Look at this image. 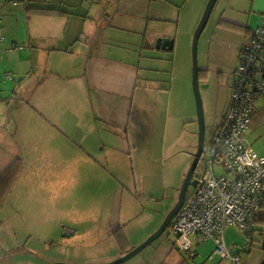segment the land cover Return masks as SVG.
Segmentation results:
<instances>
[{"label":"rangeland","instance_id":"obj_1","mask_svg":"<svg viewBox=\"0 0 264 264\" xmlns=\"http://www.w3.org/2000/svg\"><path fill=\"white\" fill-rule=\"evenodd\" d=\"M91 1L86 2L90 5ZM108 1L98 2L105 8ZM208 1L114 0L117 7L120 3L123 12L111 11L116 15L113 24L117 28L106 27L103 55L115 59L114 62V53L123 61L129 57L126 63L137 65L139 61L143 67L142 70L130 67L131 73L137 70L139 84L136 101L124 123L115 120L111 114L114 110L97 107L99 102L92 96L98 91L81 94L84 91L79 86H89L84 66L87 60L82 59V55H77L75 50L66 51L61 60L58 58L53 63V57L58 56H49L44 51L43 63H52L43 72L36 68V77L33 75L36 98L39 96L36 115L24 113L21 117L18 112H11L10 106L20 105L22 100L18 98L23 93L19 89L17 99L20 101L6 106L4 109H8L9 114L0 119L4 127H0V165L3 164L5 169L21 157L25 166L0 210L1 264H38V257L31 259L36 256V251L40 255H56L61 258L58 261L105 264L118 258L121 250L111 235L113 226L124 228L133 248L159 228L178 201L194 159L192 154L199 145L192 45ZM248 2L217 0L199 37V85L206 129L204 152L194 176H200L209 167L204 159L209 156L215 128L228 112L232 94L230 86L240 63L242 34L225 28L220 19H242L237 15L238 8L249 12ZM3 3L6 0H0V6ZM40 3L42 1L37 0L33 5ZM50 16L44 15L42 21L36 17V39L43 36V41L49 42L52 33L47 30L53 29V33L65 34L64 40L71 41L74 35L68 31L76 27L72 24L74 21L71 22V15L70 29L66 25L67 19ZM38 25L46 31H39ZM168 34L174 39L173 50L156 49V53L153 48L144 46L146 39L155 40ZM101 38L98 40L103 42ZM98 40L91 43L97 45ZM119 40L117 46L115 43ZM24 42L25 38L20 43ZM99 64L103 66V72L109 66L105 62ZM132 76L137 81L136 75ZM120 77L115 79L119 86L124 82L118 81ZM16 80L15 75L3 85L8 95L18 90ZM116 92L122 93L121 90ZM48 106L50 112L45 111ZM263 106L264 94L257 102L259 109ZM28 107L30 105L23 104L22 111ZM261 129L264 134V124ZM43 131L54 138L44 140ZM215 165L217 174H220L221 167ZM193 185L189 184L188 192L193 191ZM259 217L250 250L248 245L243 249L247 235L240 228H225L226 242L236 245L233 253H239L241 264H259L264 257V235L260 231L264 229V207L260 209ZM196 236L189 237L191 249L186 251L180 248L169 224L159 237L122 264H162L169 255V264L177 258H185L188 264H232L230 259L213 254L216 247L213 239ZM44 239L49 240L44 243ZM50 240L55 244L49 246Z\"/></svg>","mask_w":264,"mask_h":264},{"label":"crops","instance_id":"obj_2","mask_svg":"<svg viewBox=\"0 0 264 264\" xmlns=\"http://www.w3.org/2000/svg\"><path fill=\"white\" fill-rule=\"evenodd\" d=\"M9 1L10 0H6V3H3L0 6V119L3 116L9 114V110L8 109L5 110L4 108L8 106L11 102L15 103V101L18 100L17 95L20 93L19 89H22L23 91L22 94L18 95V98L20 100L22 99L21 101L18 100L20 101L21 106L17 104H16L17 106L14 105L10 106L11 112L12 113L18 112L21 117L22 114L24 113L25 114L36 113L35 110L36 104L39 105L36 99H38L39 96L36 98L35 92L37 89H35L36 87L32 83V80L34 78L33 75L36 77V68L37 70H39V72H43L52 63V62L49 64L43 63L42 58H44L45 56L44 51L48 53L49 56H52L51 54L57 55L58 56L57 58L53 57L54 59L53 63H56L58 58L59 60H61V58L65 56L66 51L74 52L73 50H75L77 55H82V59L87 60V63H84L85 76L87 78L90 87L88 85H84L83 87L79 86V89L84 91V92L80 91L81 94L88 95L87 93L90 91L93 90L98 91V92L93 91L94 94L92 96L95 101L99 102L97 107L101 109L104 107L105 109H107V111L114 110L113 112H111V114L113 115L115 120L117 121L118 119L122 123H124L125 119L127 118V113L131 112V109L136 101V90L139 84L138 83L139 74L137 73V70L136 72H134L133 70V72L135 73L133 74V72L132 73L130 72L131 69L130 67L131 66L138 67L141 70L143 69V67L139 65V61L137 65H132L130 62L126 63V60H128L129 57H126L125 61H123L122 59H118V55L114 53L113 56L114 58L116 57V62H114L115 59L103 55L105 48L104 43H105L106 27L110 29L117 28L113 24L116 15L112 14L111 11L112 12L119 10L121 11L122 8L120 3H119V7H117L114 3V0H109L108 7L104 8L101 7L100 3L98 2L99 0H92L90 5L87 4L86 2L87 0H40L42 1V3L36 6H51L56 8L58 7L60 10L66 11V13L63 14H50L51 15L50 17H54L55 19H58V17H62L61 20L67 19L66 25L68 29H70L69 15H71V22L73 20L74 23L72 24L76 26L71 31H68L74 35L71 41H65L64 40L65 34L64 36H62L60 33L57 32L53 33L52 32L53 29H52L50 32L49 30H47V32L52 33V35H50L49 37V42H46L43 41V39H45L43 38V36H38L39 39H36V33L34 30L36 29V17L38 21L39 20L42 21L44 19V15L47 16V14L30 12L26 8L27 6L36 3L37 0H11V2ZM240 1L241 0H239V2ZM248 1H249L248 8L250 10L249 12L247 11V9L245 10L241 7L238 8L237 15H241L242 19L240 18L234 19V17L233 18L227 17L226 19L224 18L225 20L238 23L243 27L245 26V28L242 30L232 29L234 31H237L238 33H241L243 38V41L239 48V58H241L242 56L244 45L248 40L249 36L252 34L253 30L258 25H260L261 15L264 12V0H248ZM95 6H99V8H96ZM104 21L106 22V24ZM38 27H39V31H43V32L46 31V29L41 27V25H38ZM129 32H135V31L130 30ZM25 33L27 34V36L23 37V34ZM163 36L171 37L172 35L168 34ZM24 38H25V42L20 43ZM100 38L101 40L104 39V41L100 42V40H98ZM97 40H98L97 45H95V43L92 44L93 41L97 42ZM156 41H157L156 38L155 40L146 39L145 41L146 44H144V46H147L146 48L149 49L153 48L156 51V53L158 52V50L164 52H169L173 50V49L169 50V49L157 48L154 45ZM109 43L111 42H108V44ZM124 43L125 42L123 40L122 44ZM115 44L117 46L120 45V40ZM48 51H50V53ZM36 56L38 57V64H39L38 66H36ZM154 56L155 55H152L151 57ZM67 62L70 61L68 60ZM99 62H105L106 65H109L105 72H103V66L100 67ZM15 75L17 77L16 80L17 84L19 85L18 90H14L12 95H8V93H6V91L3 90V85L7 84L8 78L12 77L14 79ZM110 75L112 76L110 77ZM122 75L123 77H120ZM132 75H136L137 81H135ZM117 77H120L118 81H124V82H120V86L117 84V81L115 80ZM143 77H145V75H143ZM126 82H128L127 86H125ZM31 86H33L32 89ZM122 86L124 87L122 88ZM115 87L118 90H121L122 93L116 92L118 90H116ZM262 94H264V92L260 93L257 96L256 110L253 115L254 118L251 124L252 127L249 128L250 132L248 136V139L252 144L253 148L259 154H264V141H263L264 134L261 129V126L264 124L263 123L264 106L260 109L257 107L258 99ZM99 98L100 101L98 100ZM132 98H133L132 100L133 103L131 101ZM93 103L94 101L91 98L92 106ZM23 104H28L30 105V107H28L27 110L22 111ZM45 111H49V112L51 111L49 106L48 108L45 109ZM222 117H224V115ZM222 119L223 118H221V120ZM120 126L122 127L123 125ZM0 127H3V125L0 124ZM259 147L260 149L263 148V150L262 151L258 150ZM194 154L195 152L192 154L193 157ZM0 166L3 169L4 165L1 164ZM1 168H0V173L2 172ZM262 207H264V204ZM164 217L165 215H163V218ZM258 219H260L259 216ZM262 223H264V221H262ZM260 231L261 234L264 233V229H260ZM125 235L126 238L128 239V242H126L124 244L125 246L122 247L121 250L118 252L119 256L124 255L134 247L133 245L130 244V240L127 237L126 232ZM198 238L203 239L200 236ZM250 249L251 246L249 250ZM170 256L171 255H169L162 264H169L168 261L170 259ZM36 257H38V262H37L38 264H48L49 263L48 259L50 260L51 255L43 254V255H38ZM2 259L3 257L0 256V264L2 263ZM59 259L61 260V258L55 257V260H59ZM173 264H188V263L185 258H177L174 259Z\"/></svg>","mask_w":264,"mask_h":264},{"label":"built area","instance_id":"obj_3","mask_svg":"<svg viewBox=\"0 0 264 264\" xmlns=\"http://www.w3.org/2000/svg\"><path fill=\"white\" fill-rule=\"evenodd\" d=\"M263 91L264 12L262 22L246 41L234 72L228 112L215 128L209 156L204 159L209 167L200 176L193 175L194 189L187 191L183 205L170 223L180 248L190 251L189 237L198 235L215 241L213 254L241 264L239 253H233L236 245L226 242L227 226H236L247 235L243 249L253 244L264 204V154L253 148L247 129L256 110L257 96ZM215 164L221 167L220 174Z\"/></svg>","mask_w":264,"mask_h":264},{"label":"water","instance_id":"obj_4","mask_svg":"<svg viewBox=\"0 0 264 264\" xmlns=\"http://www.w3.org/2000/svg\"><path fill=\"white\" fill-rule=\"evenodd\" d=\"M217 0H209L207 2V5L205 7V10L203 12L202 18L200 20V23L197 27V30L195 32L194 38H193V45H192V74H193V89H194V94L196 97V103H197V114H198V121H199V145L198 149L194 154V159L191 164V167L188 171V173L185 176L183 185L180 190L179 198L173 209L168 213V215L165 217L159 228L155 230L145 241H143L140 245H138L135 248H132L130 251L125 253L124 255L119 256L118 258L111 260L105 264H120L122 262H125L127 259L131 258L133 255L144 249L148 244H150L154 239L159 237L169 226L173 218L175 217L176 213L180 209V207L183 205L185 198H186V193L188 190V186L190 183L196 184V179L192 180L193 175L195 174L197 165L200 161L201 156L203 155L204 152V139H205V118H204V107H203V101L201 97V92H200V85H199V63H198V41L199 37L204 30L210 14L214 8V5ZM155 46L157 48H163V49H173L174 46V39L172 37L168 36H160L157 38V41L155 43ZM262 248L264 250V237L262 240ZM52 264H74V263H69V262H64V261H55ZM259 264H264V257L262 261Z\"/></svg>","mask_w":264,"mask_h":264},{"label":"trees","instance_id":"obj_5","mask_svg":"<svg viewBox=\"0 0 264 264\" xmlns=\"http://www.w3.org/2000/svg\"><path fill=\"white\" fill-rule=\"evenodd\" d=\"M30 12H36V13H44V14H63L66 13V11L60 10L59 8L56 7H51V6H36V5H30L26 7ZM220 23L224 25L225 27H229L232 29H244L245 26H241L238 23H235L233 21L225 20V19H220ZM200 73V72H199ZM36 110V109H35ZM36 115V113H31L28 116ZM39 114H44V113H39ZM36 117L33 119L35 120ZM42 119H40L41 121ZM44 135V140H50L54 138V135L47 134V131H43ZM56 139V138H55ZM54 139V140H55ZM54 145V143L52 144ZM17 164V165H16ZM24 160L21 159V157H17L12 163L7 165L5 169L0 173V210L4 207L6 201L8 200L12 190H14V186L19 179L21 173L25 170ZM259 220V219H258ZM257 220V221H258ZM111 235L114 237L116 242L119 244L120 248L124 247L125 243L128 242V239L126 238L124 228L119 225H115L111 229ZM264 235V233H263ZM44 237L40 238L43 239ZM30 238L28 239V241ZM49 239H44V243L48 242ZM35 241V240H34ZM40 242V241H39ZM55 244V241L50 240L49 241V246L52 244ZM41 249H43L42 245L39 244ZM19 249V248H18ZM32 249L36 250V248L32 247ZM38 249V250H41ZM125 253V252H124ZM38 251H36V256L40 255ZM36 256H32V258H35ZM56 255H51L50 260L48 259V264L51 262H55L58 260H55Z\"/></svg>","mask_w":264,"mask_h":264}]
</instances>
